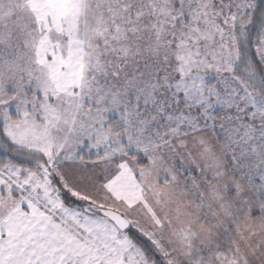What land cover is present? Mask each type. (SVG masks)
Listing matches in <instances>:
<instances>
[{
	"label": "snow or ice",
	"instance_id": "6c2138e0",
	"mask_svg": "<svg viewBox=\"0 0 264 264\" xmlns=\"http://www.w3.org/2000/svg\"><path fill=\"white\" fill-rule=\"evenodd\" d=\"M0 264H264V0H0Z\"/></svg>",
	"mask_w": 264,
	"mask_h": 264
}]
</instances>
